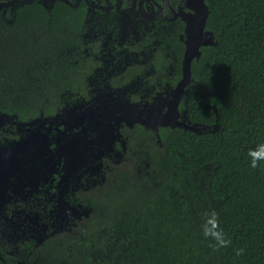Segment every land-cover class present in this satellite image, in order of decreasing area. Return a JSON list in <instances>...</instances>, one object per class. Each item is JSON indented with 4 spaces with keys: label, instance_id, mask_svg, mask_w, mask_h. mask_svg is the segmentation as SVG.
<instances>
[{
    "label": "trees",
    "instance_id": "trees-1",
    "mask_svg": "<svg viewBox=\"0 0 264 264\" xmlns=\"http://www.w3.org/2000/svg\"><path fill=\"white\" fill-rule=\"evenodd\" d=\"M25 1L0 0V116L21 121L79 101L84 80L83 1L56 0L49 12ZM206 5L216 46L193 62L182 107L216 130L161 128L160 150L138 129L134 167L103 162L81 200L83 222L54 237L26 235L19 261L264 264V163L251 168L247 156L264 143V0ZM212 213L226 245L203 236Z\"/></svg>",
    "mask_w": 264,
    "mask_h": 264
},
{
    "label": "flooded vegetation",
    "instance_id": "flooded-vegetation-1",
    "mask_svg": "<svg viewBox=\"0 0 264 264\" xmlns=\"http://www.w3.org/2000/svg\"><path fill=\"white\" fill-rule=\"evenodd\" d=\"M82 1V94L79 101L74 100L66 107L81 104L86 108L95 101L108 100L117 117L163 116L182 77L186 27L196 21V32L199 30L197 10L202 8L201 3L195 0H73L68 6L74 7L76 3L78 6ZM203 31L209 33L205 27ZM206 47H201L200 53ZM198 60L192 61L191 68ZM183 100L175 114L181 121L188 116L182 107ZM32 120L0 117V145L17 142L26 135V130L38 128L39 123L28 128ZM45 123L41 131L45 132L52 151L60 131L56 125ZM110 124L112 129L107 131L110 136L100 145L90 142L95 137L94 132H83V162L74 165L64 181L61 178L63 160H60L50 163L42 175L39 171L33 177H28V172L15 174L9 180L14 182L20 177V183L13 192L7 184L0 189V264H26L18 260L26 235L38 240L41 235L54 237L69 231V226L82 223L81 200L89 187L97 183L103 162H113L120 167L128 163V168L134 167L132 147L136 146L138 129L143 133L154 134L153 131L140 124L122 122L117 127L113 122ZM80 130L67 131L63 137L78 134ZM155 138L157 147L162 150L161 141ZM60 203L66 205L63 219L57 218ZM72 208L78 213H73Z\"/></svg>",
    "mask_w": 264,
    "mask_h": 264
},
{
    "label": "water",
    "instance_id": "water-1",
    "mask_svg": "<svg viewBox=\"0 0 264 264\" xmlns=\"http://www.w3.org/2000/svg\"><path fill=\"white\" fill-rule=\"evenodd\" d=\"M37 1L48 12L56 2V0ZM59 1L67 5H72L68 0ZM79 1L80 0H76V2ZM195 1L197 3L199 1L202 5V8L197 10L199 16V30L196 32V21L191 22L190 25L188 24L186 27V49L182 61V77L172 92L167 113L160 117H117L114 110L110 109L112 106H110L109 101L102 100L95 101L86 108L81 104L73 105V107H65L61 112H57L55 117L34 119L27 124L29 126L28 128H31L33 125L37 126V123H39L38 128L26 130V135L17 142L0 145V189L4 188L7 184L13 192L20 183V177L14 180V182L9 180L15 174H25L28 172V177H33L35 175L37 176V172L39 171V174L42 175V171L46 169L50 163L54 161L58 163L60 160H63L64 173L61 178L62 181H64L68 178L70 172L74 170V165L83 162L84 157L81 152L83 145L81 141L83 140V134H85L83 132L88 130L94 132L95 137L90 140V142L100 145L101 141H106L110 136L107 134V131L112 129L111 122H113L116 127L122 122L127 125L140 124L145 127V129L153 131L159 143V127L171 129L178 128L195 134L216 130L215 126L192 123L188 116L184 117L182 121L179 120L180 117H175L177 106L184 98L185 89L193 82L191 75L192 61L199 59L201 47L216 46L212 33H203L208 17L207 5L204 3V0ZM25 2L32 3L33 0ZM76 6L77 3L74 7ZM77 109H79L78 113H76ZM212 109L217 117L216 109L214 107H212ZM0 117L6 116L1 115ZM44 123L56 125V129L60 131L54 141V148L52 151L49 148L50 143L48 142L45 132L41 131ZM83 124H85V126H83ZM59 125L62 126V129L59 128ZM22 126L25 127L24 125ZM74 129H81L80 133L67 136L66 138L63 137L66 135L67 131L70 133ZM47 130L49 131L50 128ZM12 149L13 151H11ZM1 196L2 194L0 192V198ZM60 206H62L60 208L61 212L58 213L57 218L63 219L65 216V213H63L65 210L64 207L66 208V205L60 203ZM71 210L73 213H78L75 208ZM82 212L84 216L87 215L85 209Z\"/></svg>",
    "mask_w": 264,
    "mask_h": 264
},
{
    "label": "clouds",
    "instance_id": "clouds-1",
    "mask_svg": "<svg viewBox=\"0 0 264 264\" xmlns=\"http://www.w3.org/2000/svg\"><path fill=\"white\" fill-rule=\"evenodd\" d=\"M247 156L251 168H257L258 163H264V143H260L256 147L249 149ZM216 225L215 213H212L202 228L203 236L205 238L211 237L219 246L226 245L229 241L224 238L222 232L216 230Z\"/></svg>",
    "mask_w": 264,
    "mask_h": 264
},
{
    "label": "rangeland",
    "instance_id": "rangeland-1",
    "mask_svg": "<svg viewBox=\"0 0 264 264\" xmlns=\"http://www.w3.org/2000/svg\"><path fill=\"white\" fill-rule=\"evenodd\" d=\"M22 128V127H21ZM11 143V142H10ZM14 146V145H13ZM14 149V148H13ZM13 149L11 150V151H13ZM29 150V149H28ZM132 150L134 151V155H133V157H135V155H136V146H135V148L134 147H132ZM90 188V187H89Z\"/></svg>",
    "mask_w": 264,
    "mask_h": 264
}]
</instances>
